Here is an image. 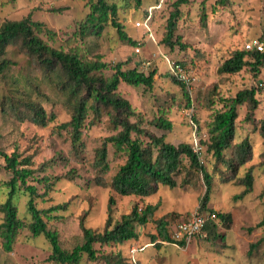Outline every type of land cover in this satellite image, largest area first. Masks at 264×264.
<instances>
[{
  "label": "rangeland",
  "instance_id": "obj_1",
  "mask_svg": "<svg viewBox=\"0 0 264 264\" xmlns=\"http://www.w3.org/2000/svg\"><path fill=\"white\" fill-rule=\"evenodd\" d=\"M159 1L141 0V5L136 6L135 0H105L108 5H115V20L126 35L137 42L133 47L118 38L110 19L101 24V30H96L98 24L95 23V26L88 25L84 33L79 32V24L90 12L94 0H0V25L5 21H19L31 14L32 21L43 25L39 31H34L35 35L51 48L76 53L83 61L99 60L108 67L122 63V70L136 68L147 74L155 69L157 73L151 89L120 83L116 94L129 102L134 116L147 121L161 116L172 124L170 131L147 125L150 133L163 135L165 141L174 146L187 143L192 148H199L200 162L212 176L205 210L230 216L228 228L221 225L217 229L219 237L193 239L187 246L152 242L156 221L164 219L171 230L200 207L205 193L202 175L190 173L186 183L181 182L183 176H180L176 188L160 186L150 197H120L112 192L110 179L126 156L107 144L108 172L104 176L107 186H97L94 182L97 176L94 166L96 152L106 137L119 130H114L109 122L110 110L105 107H101L99 113L89 110L81 129L82 145L79 151L73 150L70 130L60 128L70 119L66 95L38 64L27 59L19 44L7 48L6 57L15 65L0 75V100L9 92L12 83L21 93L28 92L24 98L26 103L35 102L47 118L50 115L54 118L44 127L34 125L29 121L30 113L23 102H13L12 105L4 102L0 107V150L9 155L16 149L21 157H30L29 168L34 174L28 178L27 184L35 187L39 195L34 199L37 208L65 204L63 210L51 214L55 219L47 221L48 229L57 232L59 245L65 251L82 243L81 224L95 231L103 229L108 199L113 197L112 223L119 221L134 205L139 208L147 204L157 205V210L149 223L136 228L137 239L122 245L95 244L98 258L120 255L123 264H130L126 257L128 247L155 243L135 255L136 264H264V241L248 254L249 245L264 237V226L256 227L264 218V144L258 130L264 119V68L255 75L248 67L233 76H218L216 73L222 60L235 50H241L245 42L264 34V0H206L204 4H201L203 0H189L187 5L179 8L175 31V36L185 46L184 51L177 46L170 49L162 42L167 19L177 0H166L160 9L152 11L150 28L156 44L142 28L134 26L144 18L146 9ZM46 29L54 35L48 34ZM166 58L181 63L194 78L193 84L186 87L189 106L181 89L170 78ZM111 74L110 69L101 71L104 78ZM25 75L32 83L31 88L26 87ZM251 88L256 90L258 107L249 122L244 120L246 107L238 108L233 141L237 144L245 138L249 140L251 160L233 174L224 165H216L206 151L207 125L222 109L221 99ZM4 165L0 158V203L7 197L5 185L12 176ZM247 171L253 177L252 191L239 197L244 190L240 180ZM42 177H59V180L47 189L42 182H37ZM225 177L229 180H222ZM28 199L22 188L14 198L19 217L25 222L30 221L26 210ZM2 217L0 213V222ZM50 254L51 246L43 236L34 237L29 231L22 230L11 252H4L0 245V264H56L49 260ZM79 264L107 263L101 258L91 261L82 255Z\"/></svg>",
  "mask_w": 264,
  "mask_h": 264
},
{
  "label": "trees",
  "instance_id": "obj_2",
  "mask_svg": "<svg viewBox=\"0 0 264 264\" xmlns=\"http://www.w3.org/2000/svg\"><path fill=\"white\" fill-rule=\"evenodd\" d=\"M94 1L85 20L79 24V32L84 33L88 25H94L95 23L98 24L96 30H101V24L110 19L111 26L115 29L118 38L127 46H136L137 42L128 37L123 31V27L115 20V5H108L105 0ZM205 1L203 0L201 4H204ZM135 3L136 6H140L141 0H135ZM188 3L189 0H177L167 19L162 42L170 49L177 46L180 51L185 50L181 39L175 36V31L176 21L180 15L179 8ZM161 6L157 9H160ZM147 9L144 17L147 15ZM54 11L60 12L59 9ZM42 27V23L31 20V14L19 21H5L0 25V75L5 74L15 65L14 61L6 57L7 48L19 44L21 52L27 59L38 64L48 78L52 79L66 95V105L69 104L70 107V119L60 128L70 130L72 148L76 151H79L82 145L81 129L88 117L89 110L96 113H99L101 107L110 110L108 112L109 122L114 130H119L116 134L106 137L96 152L94 166L97 170V176H95L94 182L99 187L107 186L104 176L108 172L107 144H110L116 152L124 153L126 156L124 163L110 179L111 190L117 196L150 197L157 193L160 186L169 189L176 188L177 178L180 176H183L181 182L186 183V177L190 173H200L205 185V193L198 210L215 213L216 219L205 224L203 232L206 236L199 238V240L219 237L216 233L217 229L221 225L227 229L230 216L214 210H205L211 192L212 176L207 173L200 162L199 153L194 152L193 148L187 143L174 146L166 142L163 135L156 136L150 133L146 129L147 125L170 131L172 124L161 116L151 121L137 115L134 116L129 102L116 94L120 83L134 88L151 89L157 73L156 70L153 69L145 74L136 68L122 70V63H116L108 67V64L99 60L93 62L83 61L76 53L63 52L43 43L34 33L35 30L39 31ZM45 31L50 35H54L48 29ZM259 37H264V34ZM246 67L250 69L253 75L258 73L260 68H264V52L246 51L243 47L241 50H235L226 59L222 60L216 69V73L218 76H233ZM107 69H110L112 74L104 78L101 76V71ZM170 78L181 89L187 101V106H189V92L185 84L171 75ZM25 84L29 88L32 86L26 75ZM20 91L18 86L11 83L9 92L1 97L0 107L2 108L4 102L9 105H12L13 102H23L30 113L29 121L34 125L44 127L49 121H53V115L47 118L43 109L35 102L26 103L27 101L24 98L28 92L23 91L21 93ZM255 95L256 90L251 88L240 90L233 97L221 99L222 109L212 116L207 125L208 142L206 151L211 154L216 165H224L225 169L233 174H236L239 168H242L251 160L249 140L245 138L237 144H233V141L238 108L246 107L244 120L249 122L258 107ZM88 102H91V104L88 105ZM132 117L133 120L131 121ZM258 130L264 144V119L260 121ZM17 152L14 149L8 155L0 150V158L3 159L5 164L4 169L12 175L5 185L8 190L7 197L3 203H0V213L3 216L0 222V245L2 250L7 253L11 252L19 233L22 230H27L32 236H43L48 241L51 246V254L48 258L56 264H79L82 255H86L91 261L101 258L107 264H123L120 255H103L98 258L94 245H122L137 239L136 228L144 226L152 220L157 205L147 204L143 208L134 205L127 214L121 216L119 221L112 223L111 214L115 200L113 197H109L106 209L107 218L103 229L95 231L81 224L82 243L75 246L71 251H65L59 245L57 232L48 229L47 223L49 219H55L51 214L63 210L65 204L48 209L37 208L34 199L39 195L35 187L27 184L28 178H31L34 174V170L29 168L31 159L30 157H21ZM228 152H230L229 156H227ZM262 165H264V162ZM58 180L59 177H42L37 182H42L47 189H50V186ZM222 180L228 181L229 179L225 177ZM240 183L244 186V190L239 197L251 193L253 177L250 171L245 173ZM20 188L29 197L26 203V210L30 217L29 222H25L19 217L17 206L14 203V198ZM155 224L156 234L151 236L152 242L160 243L157 241H161L172 244L168 223L164 219H159ZM263 226L264 218L256 227ZM263 241L264 237L250 244L248 254L250 255Z\"/></svg>",
  "mask_w": 264,
  "mask_h": 264
},
{
  "label": "built area",
  "instance_id": "obj_3",
  "mask_svg": "<svg viewBox=\"0 0 264 264\" xmlns=\"http://www.w3.org/2000/svg\"><path fill=\"white\" fill-rule=\"evenodd\" d=\"M164 0H160L159 3L155 6H151L147 9L146 17L142 18L140 21L134 23V26L137 28H142L147 35L150 37V40L156 44V41L152 35L150 28V21L152 16V10L159 8L162 5ZM244 50L246 51H255V52H264V37H258L251 39L244 43ZM167 64L168 72L171 76L175 77L178 81L185 84L187 88L194 82V78L188 75L187 69L184 66L176 61H172L168 58L165 59ZM190 76V77H189ZM194 152L199 153V148L194 147ZM216 219L215 213L202 212L198 209H195L191 212L188 217L177 223L170 230V239L173 241V245L187 246L193 239L204 238L206 235L203 232L205 224L208 221H214ZM164 243L161 241H157ZM155 243H148L140 247L131 246L127 249V257L130 261V264H136L135 255L138 252L144 251L147 247L154 246Z\"/></svg>",
  "mask_w": 264,
  "mask_h": 264
},
{
  "label": "crops",
  "instance_id": "obj_4",
  "mask_svg": "<svg viewBox=\"0 0 264 264\" xmlns=\"http://www.w3.org/2000/svg\"><path fill=\"white\" fill-rule=\"evenodd\" d=\"M150 247V246H149ZM153 247V246H152Z\"/></svg>",
  "mask_w": 264,
  "mask_h": 264
}]
</instances>
